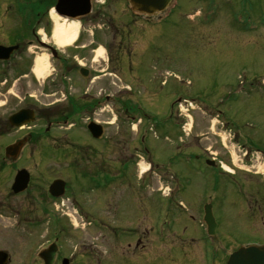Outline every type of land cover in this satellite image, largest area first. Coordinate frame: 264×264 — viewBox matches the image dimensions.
Returning <instances> with one entry per match:
<instances>
[{
    "label": "rangeland",
    "instance_id": "rangeland-1",
    "mask_svg": "<svg viewBox=\"0 0 264 264\" xmlns=\"http://www.w3.org/2000/svg\"><path fill=\"white\" fill-rule=\"evenodd\" d=\"M97 1L103 3L105 0ZM189 1L191 2H178V9L165 14L158 25H155L149 52L153 55L151 60H140V56H143L140 54L141 48L133 49L131 64H139L133 71L128 70V58L121 57L122 54H117L116 51L113 59L120 60V63L112 61L110 69L107 70L110 55L104 50V37L91 46L93 37L83 36L79 45H88L85 49H75L76 45L58 48L59 53L67 57V60H80L83 64L92 65L95 69V79L94 88L91 90L97 93V98L100 97L101 89L113 97L109 104L111 111L97 112L94 116L96 121L106 127L110 140L108 144L103 141L96 143L100 152L98 161L103 162L104 158L110 160L113 169L119 160L129 161V164H125L124 171L127 172L129 183L135 187L138 186L137 179L142 170V163L149 162L154 167V172H157L144 176L143 185L149 188L144 191L142 202H137V207H141L139 211L142 207L144 210L142 222L138 219L139 224L143 229L151 228L155 217L161 222L165 218L171 219L173 222L168 223V226L175 224L179 230L175 232V236L187 228L186 241L180 243L184 250L191 252L192 264H204V251L208 253V263L216 264L217 259V264H226L229 256L238 248L264 246V222L256 219L257 222H252V230H249L242 217L235 216L238 213L234 214V209L230 216L227 210L220 211L215 207L213 214L217 220L221 218L222 213L229 215L227 218L222 216V222L219 223L228 226L233 222L238 230L233 233L235 236L224 237L221 233L218 238H206L203 211L209 203V198L214 199L215 196L210 191L211 187L206 188L205 185L204 177L209 176L208 168L201 161L189 159V154L198 155L194 152H198L196 147L199 145L213 154L209 157L223 158L225 166L233 168L232 165L239 163L236 166L238 169L240 153L232 143L238 124H241L240 128L246 132L249 131L247 134L251 133L250 138L254 139L256 135L255 140L259 142L260 148L264 145V0H231L229 4L217 1L214 7L219 10L207 13L205 10L208 3ZM38 2L40 8H45L46 3L43 4L40 0L27 3L38 5ZM12 4V0H0V45H20V50L9 62H0V116L6 119L14 108L18 109L20 106L16 103L21 100L16 97L23 98L27 93H31L40 103L47 104L59 99L46 97L42 90L50 91V88L48 85L45 87V78L36 77L33 72L36 57L39 54H50L40 47L32 36L36 19ZM99 5L95 4V12L100 8ZM112 5L115 7V3ZM5 10L9 12L5 13ZM200 12L202 15L199 17ZM28 21L30 26L27 25ZM55 26L56 22L51 17L37 29L38 34L40 32L39 38L44 42L54 43ZM244 26L257 29L247 32L242 29ZM146 33L149 35L150 30H146ZM29 39L33 41L32 46L27 44ZM102 48L103 57L97 58V52ZM121 67L125 70H121ZM50 71L52 74V68ZM23 75L28 77H22ZM70 75H75V84H81L77 71ZM179 101H188L195 106L194 110L186 113L189 126H185L184 131L180 127V123L184 121L176 113ZM140 120L143 121L141 126ZM150 126H154L152 131H149ZM139 133L140 138L137 140ZM9 140V136L1 138L0 147L6 146ZM106 149L109 151L105 152ZM137 153L141 158L136 156ZM204 153L206 155V152ZM35 166L31 164V171L36 173V180L31 186L30 194L12 200L21 204L22 211L1 207L0 227L8 231L14 227L18 228V223L28 225L24 227L26 234L38 236L35 243L41 244L45 240L43 235L47 233V227L35 229L29 224L53 222V219L49 220V216L44 217L45 206L52 213V218L57 212L51 202L46 203L42 199L44 197L40 193L43 191L39 189L37 175L39 168ZM45 166L47 174H44V177L48 180L47 186L54 178L73 177V173L68 171L65 165L55 161L48 160ZM69 182L71 184V181ZM168 186L173 190L170 197H167L170 194L167 192ZM7 189V185L0 186V196L4 197ZM161 189L165 191L163 196V191H159ZM73 191L74 189L65 197V203H59V209H63L65 213H58L60 219L57 222H74L78 225L72 226L74 235L82 234L84 239L93 240L99 252L108 250L107 243L100 238L101 232L81 224L83 219L81 215L76 214V208L72 205L75 193ZM122 193L123 199L128 200L125 205L126 216L130 217V210L133 212L136 209L135 202L130 197V191L123 188ZM161 197L167 198L161 200ZM29 198L35 201L32 200L29 204ZM117 202L113 201L110 211L112 208L113 212L118 210L117 205H114ZM103 206L101 204L99 207L101 218L109 214ZM160 227L157 228L159 232ZM232 230L230 226L227 227L230 235ZM35 248L26 250L28 260L30 258L28 264H37L38 255L35 256ZM125 249L127 248L124 242L114 243L110 251ZM98 260L104 259H97L96 262ZM91 261L92 259H89L88 262ZM83 262L87 264L85 259ZM104 262L101 264L112 263L109 257Z\"/></svg>",
    "mask_w": 264,
    "mask_h": 264
},
{
    "label": "flooded vegetation",
    "instance_id": "flooded-vegetation-1",
    "mask_svg": "<svg viewBox=\"0 0 264 264\" xmlns=\"http://www.w3.org/2000/svg\"><path fill=\"white\" fill-rule=\"evenodd\" d=\"M24 1L32 3V0ZM40 1L43 4L46 3L45 8H40L39 5L29 7L23 12H28L29 16L47 19L50 17L52 7L56 5L57 0H52L53 2L51 0ZM184 1L191 2L189 0ZM197 1L208 3L207 10H205L207 13L211 11L212 6L217 1L223 3L226 0ZM112 2L115 3V7H113ZM92 4V13L79 21L81 34L75 43V49L88 47L84 44L79 45L83 36L93 37L91 46L104 37L105 50L110 55L107 70L110 69L112 61H116L117 64L120 63V60L113 59L115 51L117 54H122L121 57L126 56L130 61V58L134 56L132 55L134 54L133 49L141 48L140 51H142L139 52L143 56H140V60L152 59L153 55L149 52L151 51V43H153V32L155 25H158L162 16L153 18L135 14L123 0H105L103 3L93 1ZM95 4H100L97 12L94 11ZM5 11L9 12V10ZM201 15L202 12L198 14L199 17ZM201 25L206 26L202 23ZM242 29L247 32L251 31L246 26ZM146 30H150L149 35H147ZM32 34L38 40L36 30H33ZM131 62L132 60L128 63V70L133 71L139 64L133 66L134 64ZM126 65L127 63L125 67ZM51 67H53V74L44 81L45 87L48 85L50 91L42 90V92L46 93L48 98L58 97L59 99L48 104L40 103L36 96L27 93L23 98L16 97L21 100L16 103L20 106L18 109L14 108L7 119L3 118L2 115L0 116V139L5 136L10 137L9 143L2 148L0 147V186L7 185L8 187L4 193L5 196H0V208H17L22 211L21 204H16L12 200L30 194L31 186L36 180V173L31 171V164L33 163V167L37 165L39 168L37 175L39 177V189L43 191L40 193L44 197L42 199L46 203L51 202L57 213H54L52 218V213L45 206L43 208L44 213H46L44 217L49 216V220L53 219V222H30L29 226L35 229L47 227L45 229L47 233L43 235L45 240L41 244L35 243L38 236L26 234L24 227H28V225L18 223L16 226L18 228L14 227L8 231L0 227V264H28L30 258L28 260L26 250H31L33 247H36L34 251L37 250L35 253V256L38 255L37 264H45L39 254L48 250L55 252L53 264H64L65 261L67 264H84L83 259L87 261V264H101L108 257L112 263L106 264H192L191 252L184 250V246L181 245L186 241V227L181 230L183 232L180 231V234L175 236V232L177 233L179 230L175 224H172L171 227L168 226V223L173 222L171 219L165 218L161 222L155 217L152 220L151 228L143 229L139 224L142 222L141 217L144 210L142 207V210L139 211L141 207H137V202L138 204L142 202L143 193L149 187H144V178L142 177L137 179V187L129 183L127 172L124 171L125 164H129V161L119 160L114 169L110 160L104 158L103 162L98 161L100 152L96 143L101 141L109 143V135L106 134V127L103 125L104 136L96 139L88 126L92 122L100 124L94 116L97 112H110L109 104H111L113 97L101 89L100 97L97 98V93L91 90L94 88L95 69L92 65L83 64L80 60H67V57L64 56H60L58 60H52ZM121 70H125V68L121 67ZM74 71H77L78 81L81 82L79 85L74 82L75 75H70ZM22 77H28V75ZM13 101L17 100L13 99ZM21 110L33 112L34 122L18 128L13 127L9 118ZM240 126L241 124L236 125L234 134L235 147L240 153L238 169L236 166L239 163L232 165L233 168L228 165L225 166L223 158L209 157L213 154L207 149L203 150L199 145L196 147L199 154L195 155L194 159L203 162L209 171V176L204 177L206 178L205 185L206 188L207 186L211 187L210 191L215 198H209V204H207L212 206L213 211L217 207L220 211L227 210L229 215L234 209V214L238 213L235 216L242 217V221L248 224V229L252 230V222H257L256 219L264 222V145L262 144L263 149L260 148L259 142L255 140L256 135L254 139L250 138L251 133L247 134L249 131L246 132ZM259 131L260 129H258ZM20 142H22V146L19 155L16 158L7 157L6 148ZM108 151L109 149L105 150V152ZM204 152L206 155H208L207 152L210 155L206 156ZM136 156L139 157V154L137 153ZM48 160L65 165V168L73 173L72 178L57 177L51 181V184L56 180L63 181L66 185L65 197L70 195L71 190L74 189L73 192L76 194L74 193L72 205L76 208V214L81 215L83 219L81 224L101 232L100 238L107 243L108 250L99 252L95 248L93 240L84 239L82 234L75 233L74 235L72 226L78 227L74 222H57L60 219L58 213L61 212L62 215L65 213L63 209H59L58 205L65 203V200L53 199L49 194L51 184L47 186L48 180L44 177V174H47L45 164ZM21 170H26L29 173L30 182L26 191L15 194L12 192V187L16 175ZM123 188L130 191V197L136 206L133 212L132 209L130 210V217L126 216L125 205L128 200L127 198L123 199ZM159 191L162 192L163 189ZM163 195H165V191L161 196ZM162 199L165 198L161 197ZM32 200L35 201V199L29 198V204ZM113 201H118L114 204L117 205L118 210L114 212L113 208L110 211ZM101 204L107 208L109 213L102 218L99 211ZM75 208L73 209L75 210ZM48 212L51 215H47ZM229 215L222 213L224 218ZM222 216L219 220L216 218V233L213 238H218L221 233V236L224 237L226 235L235 236L233 233L238 230L234 227L236 224L231 222L232 224L227 226L219 223L222 222ZM159 224L162 226L160 227ZM229 226L231 230L234 229L231 235L227 231ZM158 227L161 228L160 232ZM123 242L127 249L110 251L114 243ZM177 244H179L178 247ZM178 248L180 251L177 252ZM100 258L104 260L96 262ZM203 258L204 264H210L206 251L203 253ZM89 259L92 261L88 262ZM218 264H223V262Z\"/></svg>",
    "mask_w": 264,
    "mask_h": 264
},
{
    "label": "water",
    "instance_id": "water-1",
    "mask_svg": "<svg viewBox=\"0 0 264 264\" xmlns=\"http://www.w3.org/2000/svg\"><path fill=\"white\" fill-rule=\"evenodd\" d=\"M130 5L131 10L136 14H141L148 17H156L164 13L170 6L172 0H126ZM91 0H58L55 7L56 13L65 19L77 21L91 13ZM45 46V45H43ZM19 49L15 47L0 46V60L7 61L13 53ZM53 56L56 58L57 53L53 51ZM34 121V114L29 110H22L13 115L9 122L14 127H21L24 124ZM89 130L97 139L102 138L103 128L100 125L91 123ZM22 142L10 146L6 149L7 157L16 158L19 155ZM30 176L26 170L20 171L13 185V192L19 194L24 192L29 185ZM65 193V183L61 180L55 181L50 187V194L54 198H60ZM205 222L208 226L209 235H214L216 230V222L213 216L211 206L205 208ZM55 252L44 251L40 257L45 264H53ZM64 264H67L65 261ZM227 264H264V246H249L241 247L237 252L233 253Z\"/></svg>",
    "mask_w": 264,
    "mask_h": 264
},
{
    "label": "bare ground",
    "instance_id": "bare-ground-1",
    "mask_svg": "<svg viewBox=\"0 0 264 264\" xmlns=\"http://www.w3.org/2000/svg\"><path fill=\"white\" fill-rule=\"evenodd\" d=\"M51 16L54 18L56 22V26L54 29L53 39L54 43L57 47H70L79 38V23L77 22H66L57 15L52 12ZM62 21V22H60ZM103 48L97 52V58L103 57ZM34 74L39 78H47L50 75V64L48 62V57L45 54H39L36 57L34 67ZM142 171H147L148 166L145 164L141 165ZM264 170V168H263Z\"/></svg>",
    "mask_w": 264,
    "mask_h": 264
},
{
    "label": "trees",
    "instance_id": "trees-1",
    "mask_svg": "<svg viewBox=\"0 0 264 264\" xmlns=\"http://www.w3.org/2000/svg\"><path fill=\"white\" fill-rule=\"evenodd\" d=\"M36 20L38 19V18H35ZM40 19V18H39ZM30 24V23H29Z\"/></svg>",
    "mask_w": 264,
    "mask_h": 264
}]
</instances>
